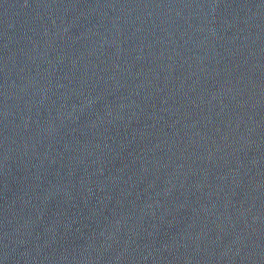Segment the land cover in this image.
Here are the masks:
<instances>
[{
    "label": "water",
    "instance_id": "95a60500",
    "mask_svg": "<svg viewBox=\"0 0 264 264\" xmlns=\"http://www.w3.org/2000/svg\"><path fill=\"white\" fill-rule=\"evenodd\" d=\"M0 264H264V0H0Z\"/></svg>",
    "mask_w": 264,
    "mask_h": 264
}]
</instances>
